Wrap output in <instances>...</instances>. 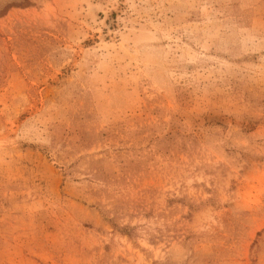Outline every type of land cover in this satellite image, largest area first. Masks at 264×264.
Returning <instances> with one entry per match:
<instances>
[{"label": "rangeland", "instance_id": "obj_1", "mask_svg": "<svg viewBox=\"0 0 264 264\" xmlns=\"http://www.w3.org/2000/svg\"><path fill=\"white\" fill-rule=\"evenodd\" d=\"M0 264H264V0H0Z\"/></svg>", "mask_w": 264, "mask_h": 264}]
</instances>
